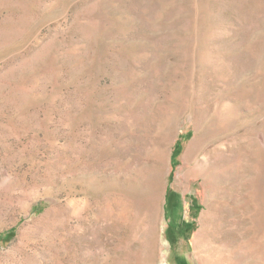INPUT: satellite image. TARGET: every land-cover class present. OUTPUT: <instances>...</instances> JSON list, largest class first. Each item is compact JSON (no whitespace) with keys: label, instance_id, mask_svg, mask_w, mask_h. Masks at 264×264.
I'll list each match as a JSON object with an SVG mask.
<instances>
[{"label":"rangeland","instance_id":"374dc122","mask_svg":"<svg viewBox=\"0 0 264 264\" xmlns=\"http://www.w3.org/2000/svg\"><path fill=\"white\" fill-rule=\"evenodd\" d=\"M263 150L264 0H0V264H264Z\"/></svg>","mask_w":264,"mask_h":264},{"label":"bare ground","instance_id":"6f19581e","mask_svg":"<svg viewBox=\"0 0 264 264\" xmlns=\"http://www.w3.org/2000/svg\"><path fill=\"white\" fill-rule=\"evenodd\" d=\"M198 132V131H197ZM202 132H203V129H202ZM202 132H200L201 134H202ZM203 135V134H202ZM205 137V136H204ZM201 141V138H200V136H199V134H196V136H195V138L193 139V141L189 144V147H188V149H187V152H186V155L188 156V154H189V152H191V150L193 149V148H195V147H197V145H198V143ZM199 145H200V143H199ZM264 151V150H263ZM188 153V154H187ZM186 155H184V156H186ZM191 156V155H190ZM264 163V162H263ZM232 165V164H231ZM223 167V166H222ZM223 172H224V170H223ZM216 175V174H215ZM233 175V174H232ZM219 176V175H218ZM217 176V177H218ZM207 177V176H206ZM206 177H205V179H206ZM215 178H216V176H214V175H211L210 177H208L207 179L210 181V183H212L213 181H215ZM217 179V178H216ZM222 180V179H221ZM215 182H217V181H215ZM213 185L215 184V183H212ZM211 184V185H212ZM212 185V186H213ZM147 188H149V186H147ZM143 191H145V190H143ZM143 191H141V193L140 194H142V195H145L146 197L147 196H149V194H150V190H147L146 192H143ZM264 196V195H263ZM263 200H264V198H263ZM113 203H115L114 205H115V207H116V214L119 216V217H121V218H123V217H126L127 218V216L129 215V211H130V205H131V200L128 198V197H115V198H113ZM263 204H264V201H263ZM142 205V204H141ZM114 209V208H113ZM112 209V210H113ZM214 209V208H213ZM111 211V210H110ZM114 214V213H113ZM212 215V214H211ZM125 218V219H126ZM123 220V219H122ZM149 227L151 228V230H152V232H150L149 234H147L148 235V241L149 242H151L152 241V238H151V235L153 234V228H154V220L153 219H150L149 220ZM202 231H203V229H201L200 230V232L198 233V237H197V239L195 240L196 242H195V246L197 247V248H199L198 249V251H202V250H204V249H202V243H201V239L199 238L201 235H203L202 234ZM262 242V241H261ZM206 243H207V241H206ZM249 244V243H248ZM261 247V246H260ZM263 247V246H262ZM208 250V249H207ZM262 250V249H261ZM260 250V251H261ZM253 251V250H252ZM255 251V250H254ZM127 252V251H126ZM258 252V251H257ZM263 253V252H262ZM120 254V253H119ZM118 254V255H119ZM202 254V253H201ZM255 254V253H254ZM260 254H261V252H260ZM199 255V254H198ZM201 257H200V262H201V264H220L222 261H223V259L221 260V256H219V255H215V252L214 253H210V251H207V253L206 254H203V255H200ZM225 258V257H224ZM135 259V258H134ZM125 264V263H124Z\"/></svg>","mask_w":264,"mask_h":264},{"label":"trees","instance_id":"16d2710c","mask_svg":"<svg viewBox=\"0 0 264 264\" xmlns=\"http://www.w3.org/2000/svg\"><path fill=\"white\" fill-rule=\"evenodd\" d=\"M178 153H179V146H178V144H176L174 151L172 153V158H174Z\"/></svg>","mask_w":264,"mask_h":264}]
</instances>
